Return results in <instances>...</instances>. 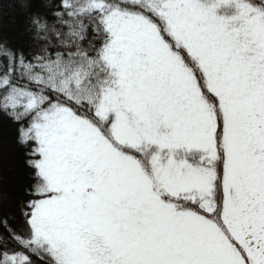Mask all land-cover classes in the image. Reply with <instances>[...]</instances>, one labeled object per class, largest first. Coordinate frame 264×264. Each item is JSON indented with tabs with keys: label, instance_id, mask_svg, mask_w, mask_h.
I'll return each instance as SVG.
<instances>
[{
	"label": "snow or ice",
	"instance_id": "1",
	"mask_svg": "<svg viewBox=\"0 0 264 264\" xmlns=\"http://www.w3.org/2000/svg\"><path fill=\"white\" fill-rule=\"evenodd\" d=\"M0 264H264V0H0Z\"/></svg>",
	"mask_w": 264,
	"mask_h": 264
}]
</instances>
